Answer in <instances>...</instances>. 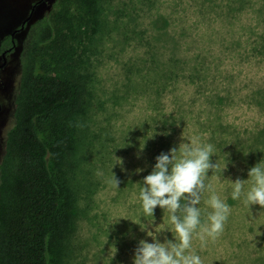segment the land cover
Wrapping results in <instances>:
<instances>
[{"label":"rangeland","instance_id":"374dc122","mask_svg":"<svg viewBox=\"0 0 264 264\" xmlns=\"http://www.w3.org/2000/svg\"><path fill=\"white\" fill-rule=\"evenodd\" d=\"M37 1L0 0V38ZM61 1L43 0L32 18L57 12L67 21L58 24L45 65L85 74V105L41 123L67 219L49 264H132L138 241L152 239L144 224L161 242L174 239L168 214L157 207L144 216L138 195L154 158L192 140L213 145L217 168L204 182L230 208L223 231L203 247L194 235L192 250L203 264H264V208L231 198V181L264 164V0H108L97 25L76 3L62 9ZM19 50L6 55L0 73L12 91L6 131ZM209 195L197 205L202 223Z\"/></svg>","mask_w":264,"mask_h":264},{"label":"trees","instance_id":"16d2710c","mask_svg":"<svg viewBox=\"0 0 264 264\" xmlns=\"http://www.w3.org/2000/svg\"><path fill=\"white\" fill-rule=\"evenodd\" d=\"M106 1L62 0L61 6L68 9L76 3L97 25ZM65 23L57 12L31 17L20 41L14 37L15 47L20 48L19 78L13 124L0 155V264H49L52 240L66 229L63 188L50 169L49 143L41 127L43 120L55 121L64 114L72 117L85 105V74L76 78L74 72L45 65L57 26ZM15 47L10 33L0 38V50Z\"/></svg>","mask_w":264,"mask_h":264},{"label":"clouds","instance_id":"9594fccd","mask_svg":"<svg viewBox=\"0 0 264 264\" xmlns=\"http://www.w3.org/2000/svg\"><path fill=\"white\" fill-rule=\"evenodd\" d=\"M212 155H215L212 144L192 140L181 142L178 147L154 158L151 172L141 181L138 199L146 217H154L157 207L166 212L171 225L168 231L175 235L172 236L174 239L165 237L161 242L155 226L154 231H150L148 225L152 224H144L140 229L152 239L151 242L138 241L132 264H203L200 255L192 250L193 236H199L203 247L206 237L215 239L223 231L230 213L225 200L204 182L208 170L217 168L216 162H210ZM137 158H140L139 154ZM122 163L118 158L116 164ZM112 183L115 187L119 183L114 175ZM206 191L210 195L204 202L211 211L207 212L206 222L202 223V210L197 205ZM241 197L247 206L264 208V164L251 167L246 180L231 181V198L238 200Z\"/></svg>","mask_w":264,"mask_h":264},{"label":"flooded vegetation","instance_id":"af4514ba","mask_svg":"<svg viewBox=\"0 0 264 264\" xmlns=\"http://www.w3.org/2000/svg\"><path fill=\"white\" fill-rule=\"evenodd\" d=\"M0 51H1L0 52L1 53V58L3 57L2 54L5 53V60H6V55L8 53H10L11 49L7 48V49H3V50H0ZM1 63H2V61H1ZM5 65H6V62L3 65V67L0 69V73H1V70L5 67ZM11 92L12 91H10L8 83H6L5 79L1 78V75H0V93H2L1 96H0V146H1V142L3 143L2 135H3V133L6 132L7 126L10 123V120H9V117H8V114H9L8 111L9 110H7L6 106H7L8 101H10V98H11V95H12V94L10 95ZM13 109H14V107H13ZM11 115L13 117V112L11 113ZM2 146H3V144H2ZM0 149H1V147H0Z\"/></svg>","mask_w":264,"mask_h":264},{"label":"water","instance_id":"95a60500","mask_svg":"<svg viewBox=\"0 0 264 264\" xmlns=\"http://www.w3.org/2000/svg\"><path fill=\"white\" fill-rule=\"evenodd\" d=\"M42 1H43V0H38L37 2H35L34 4H32V6H31V8H30V11H29L28 15L22 20V22L20 23V26L17 27L16 29H14V30L10 33V35H11V37H12L13 47H15V45H16L15 42H14V37H15V35H16L17 33H20L21 31H23L26 22H28V21L31 19V17H32L34 11H35V8H36L37 4L41 3ZM2 56H3V57H2V63L0 64V69L3 67V65H4L5 62H6V60H5V53H3Z\"/></svg>","mask_w":264,"mask_h":264}]
</instances>
